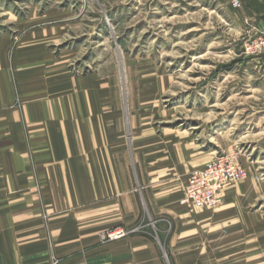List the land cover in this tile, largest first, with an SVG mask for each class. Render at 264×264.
<instances>
[{
	"label": "rangeland",
	"instance_id": "rangeland-1",
	"mask_svg": "<svg viewBox=\"0 0 264 264\" xmlns=\"http://www.w3.org/2000/svg\"><path fill=\"white\" fill-rule=\"evenodd\" d=\"M240 10L221 0H0V116L55 104L62 121L103 122L128 176L139 168L133 144L150 132H186L205 163L239 152L246 176L221 206L195 209L216 212V240L199 264H264V51L245 48L264 29ZM28 200L41 202L48 264H59L42 195ZM156 225L116 226L99 241L147 232L163 244L171 227ZM118 227L130 232L102 238Z\"/></svg>",
	"mask_w": 264,
	"mask_h": 264
},
{
	"label": "crops",
	"instance_id": "crops-1",
	"mask_svg": "<svg viewBox=\"0 0 264 264\" xmlns=\"http://www.w3.org/2000/svg\"><path fill=\"white\" fill-rule=\"evenodd\" d=\"M242 2L243 23L264 29V0ZM58 109L53 104L0 116V264H48L42 205L30 203L31 193L42 195L51 214L49 236L59 264L204 262L205 242L216 240V212L207 218L180 203L190 172L205 164L194 138L172 129L140 137L144 141L133 144L139 168L129 177L119 150L110 153L103 122L62 121ZM148 218L163 231L171 227L163 244L147 232L99 241L101 231Z\"/></svg>",
	"mask_w": 264,
	"mask_h": 264
},
{
	"label": "built area",
	"instance_id": "built-area-1",
	"mask_svg": "<svg viewBox=\"0 0 264 264\" xmlns=\"http://www.w3.org/2000/svg\"><path fill=\"white\" fill-rule=\"evenodd\" d=\"M234 10L242 9V0H221ZM247 51L258 53L264 51V35L256 40H248L245 44ZM246 170L241 164V156L237 151L215 154L203 167L190 172L187 182L182 188L180 203L190 210L198 208L215 209L222 205L226 188L242 180ZM129 230L118 227L102 234L106 241L121 239Z\"/></svg>",
	"mask_w": 264,
	"mask_h": 264
}]
</instances>
